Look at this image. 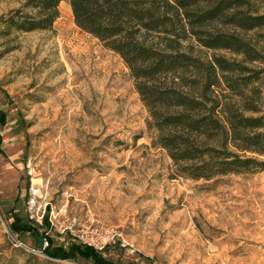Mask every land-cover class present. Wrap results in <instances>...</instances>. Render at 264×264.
Listing matches in <instances>:
<instances>
[{
	"label": "rangeland",
	"instance_id": "rangeland-1",
	"mask_svg": "<svg viewBox=\"0 0 264 264\" xmlns=\"http://www.w3.org/2000/svg\"><path fill=\"white\" fill-rule=\"evenodd\" d=\"M27 1L0 0V264H94L44 251L86 248L79 235L102 225L128 243L98 252L114 264H264V171L179 176L124 60L76 25L69 2L52 29L5 35L2 18L30 12ZM248 1L264 14V0ZM263 36L244 35L264 110ZM16 216L37 234L13 232Z\"/></svg>",
	"mask_w": 264,
	"mask_h": 264
},
{
	"label": "trees",
	"instance_id": "trees-1",
	"mask_svg": "<svg viewBox=\"0 0 264 264\" xmlns=\"http://www.w3.org/2000/svg\"><path fill=\"white\" fill-rule=\"evenodd\" d=\"M63 2L82 31L124 60L149 112L153 145L167 151L179 176L211 181L264 171L262 90L253 88L263 72L245 65L261 58L244 37L264 30V14L248 0H28L30 12L2 18L5 35L52 29ZM203 49L243 58L206 59ZM11 228L37 234L18 216ZM44 252L114 264L87 246Z\"/></svg>",
	"mask_w": 264,
	"mask_h": 264
},
{
	"label": "built area",
	"instance_id": "built-area-1",
	"mask_svg": "<svg viewBox=\"0 0 264 264\" xmlns=\"http://www.w3.org/2000/svg\"><path fill=\"white\" fill-rule=\"evenodd\" d=\"M79 239L83 245L91 247L97 252H104L108 247L117 243L123 246L128 244L116 229L106 228L103 225L85 229L79 235Z\"/></svg>",
	"mask_w": 264,
	"mask_h": 264
}]
</instances>
